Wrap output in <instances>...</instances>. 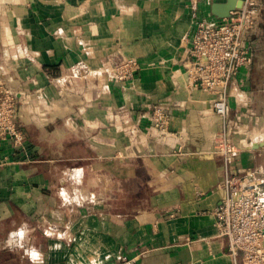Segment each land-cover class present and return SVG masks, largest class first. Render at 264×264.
I'll list each match as a JSON object with an SVG mask.
<instances>
[{"label":"crops","instance_id":"0c3cea01","mask_svg":"<svg viewBox=\"0 0 264 264\" xmlns=\"http://www.w3.org/2000/svg\"><path fill=\"white\" fill-rule=\"evenodd\" d=\"M215 1L225 0H0V73L20 97L32 147L24 154L0 135V264H231L213 212L224 194L225 125L186 72L199 21L218 18ZM257 5L253 44L264 33V0ZM128 57L138 65L121 78ZM252 69L231 84L230 116L243 120L231 161L242 169L264 166V148L243 133L258 122ZM155 104L170 114L167 133L152 124ZM71 139L82 153H71ZM84 159L101 160L113 179L143 175L152 201L134 213L110 202L90 209L51 168L61 161L77 175ZM22 226L26 248L2 245Z\"/></svg>","mask_w":264,"mask_h":264},{"label":"built area","instance_id":"2783aa9c","mask_svg":"<svg viewBox=\"0 0 264 264\" xmlns=\"http://www.w3.org/2000/svg\"><path fill=\"white\" fill-rule=\"evenodd\" d=\"M255 12V0H243L229 17L200 20L192 37L193 58L186 71L194 87L212 94L214 110L225 125L222 150L226 170L220 185L224 194L213 212L219 234L227 239L231 264H264V168L234 167L231 160L238 151L229 137L233 126L231 84L242 68L249 72L254 63L251 34L257 26ZM137 65L136 58L128 57L119 67V76L128 78ZM17 101V92L0 73V135L12 134L16 142L23 138L16 122ZM169 121L166 106L155 104L152 124L167 133ZM113 264H132V260L121 258Z\"/></svg>","mask_w":264,"mask_h":264},{"label":"rangeland","instance_id":"374dc122","mask_svg":"<svg viewBox=\"0 0 264 264\" xmlns=\"http://www.w3.org/2000/svg\"><path fill=\"white\" fill-rule=\"evenodd\" d=\"M256 6H258L257 0H255V8ZM254 59H255L253 65L254 67H252L253 69H252L251 77L253 78V82H254L253 88L257 93L256 100L260 101V103L258 102V105L255 102L253 103V107L257 109L256 115H258V122L257 123L256 122L253 123V121L248 122V129L244 130L243 133L249 136L248 140L250 143H252L251 148L254 147L256 149L258 148V146L264 148V145L260 144L261 141L264 140H259V139H264V33H262V36H260V40L256 44H254ZM117 73H119L118 70ZM133 74L134 72L132 73V75ZM4 79L6 80V84L10 86L6 77H4ZM17 102H18V113L16 115V122L18 129L23 135V138H21L16 142L14 136V140H15L14 144L19 149L24 150L25 151L24 154H26V152H28L29 149H32V147L30 145L29 148L27 147L28 144L25 141L26 136L22 129V125L19 119V105L21 104L20 103L21 100H19V96ZM229 106L231 107L230 99H229ZM239 116L238 115L231 116V118L233 119V126H232V132L230 133L229 136L230 140H232L233 137L232 133L235 132V129H237V127H235L236 122L239 121L240 123L241 121H243L240 118L241 116L240 117ZM254 127L256 128L254 129ZM158 130L160 131L159 128ZM162 133L164 134L165 132ZM7 134L8 136H13L12 134L6 133V135ZM52 135L53 133L49 135V138H51ZM222 139H223V135H222ZM71 140L72 141H69L68 144L71 153L74 152L82 153L81 147L78 146L77 143L74 144L73 139ZM232 143L233 145H236V149L238 152L242 149L241 146H237L234 140H232ZM51 144L55 145L54 142H51ZM117 151H121V150L117 149L115 152L117 153ZM238 152L236 156L239 154ZM31 153H35V151H31ZM83 153L84 155L87 156H90V154L92 155V151L90 149L83 151ZM89 160L90 159L83 160L84 161L83 165L81 168L77 170L78 172L77 175H75L74 170H71L72 174H69L67 168L61 166L62 163L61 161L53 162L51 164V168L57 173L56 175L60 177V179L59 178L57 179L58 184L61 186L67 185L71 192L77 194V198H80L79 196L83 198L82 201L87 205H89L90 209L91 206H93L96 202H110L112 205H114L115 209L130 208L134 213L135 209H137L140 204L141 205L145 204L146 201L147 204H149L152 201L153 186L148 182L149 179H145L143 175L134 176V174H132V176L130 177H125V178L116 177L115 179H113L112 176L110 177L109 175L110 171H112L110 170V167H106V165L103 163L101 165V160L98 161L99 165L97 167L94 163L90 162ZM75 165L76 164L74 163V161L71 164H68L69 167H74ZM115 165L118 167L122 166L119 161H116ZM258 168H264V166L262 165ZM122 170L123 169L120 170L121 173H123ZM92 174H96L94 179L92 178L93 177ZM96 176H99L101 178L99 177L97 178ZM83 190L85 191L86 194L84 193L81 194ZM82 195H85V197H83ZM71 197L72 198L74 197L73 194L71 195ZM25 233H26L25 226L19 227L13 232V234L8 235V237L4 240L2 245H4L5 247H10L14 250H23L24 248H26V242H24V239H22V236H24ZM37 253L38 252H36V254Z\"/></svg>","mask_w":264,"mask_h":264},{"label":"water","instance_id":"95a60500","mask_svg":"<svg viewBox=\"0 0 264 264\" xmlns=\"http://www.w3.org/2000/svg\"><path fill=\"white\" fill-rule=\"evenodd\" d=\"M243 4V0H225L215 1L212 4V13L218 18H225L231 15V11L236 7H240ZM260 144L264 145V141Z\"/></svg>","mask_w":264,"mask_h":264}]
</instances>
